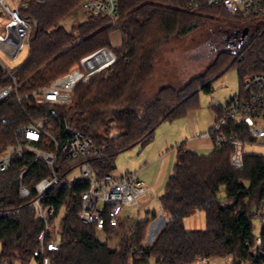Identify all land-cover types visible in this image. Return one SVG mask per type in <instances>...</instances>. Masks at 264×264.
<instances>
[{
	"label": "trees",
	"instance_id": "16d2710c",
	"mask_svg": "<svg viewBox=\"0 0 264 264\" xmlns=\"http://www.w3.org/2000/svg\"><path fill=\"white\" fill-rule=\"evenodd\" d=\"M188 1L117 0L114 18L87 13L84 20L66 29L62 20L81 0H23L25 6L19 11L31 23L29 49L13 71L17 93L2 96L1 89L10 79L0 69V153L14 142L16 128L28 124L30 118H48L56 135L66 119L102 148L104 156L95 165L101 173L110 172L117 152L149 140L162 121L185 114L189 100L199 90L210 91L209 81L225 67L226 71L237 64L240 85L246 75L262 70L263 36L253 37L256 24L253 28L239 25V55L230 64L219 63L217 57L205 72L180 87L174 80L162 78L156 89L145 94L144 84L153 78L161 45L219 16L250 17L231 16L223 7L207 6L202 0H198V8L190 10ZM115 30L121 35L119 45L110 42ZM102 46L115 53L116 61L80 83L70 102H37L29 94ZM223 132L236 135L242 144L258 142L243 122L229 120ZM212 138L215 141V136ZM233 150L230 143L208 155H198L183 143L175 147L171 172L158 197L164 224L150 243L142 240L157 216L155 211L146 218L125 221L117 231L118 243L110 246L98 238L112 234L109 228L98 231L78 218L79 197L74 192L85 186L47 191L42 202L52 204L58 218V247L50 252L51 264H191L198 256L228 254L234 264H261L262 256L252 253L249 245L254 237L253 211L264 199V154L242 151L241 164L235 166L230 157ZM27 165L24 182L31 187L50 172L42 160L32 163L31 153L13 160L8 170L0 172V207L18 208L13 219H0V263L5 259L8 264H28L43 229L34 205L25 203L19 193V173ZM196 210L204 212L205 227L188 229L184 218Z\"/></svg>",
	"mask_w": 264,
	"mask_h": 264
},
{
	"label": "built area",
	"instance_id": "2783aa9c",
	"mask_svg": "<svg viewBox=\"0 0 264 264\" xmlns=\"http://www.w3.org/2000/svg\"><path fill=\"white\" fill-rule=\"evenodd\" d=\"M200 3L198 0H189L187 7L190 10L196 9ZM202 3L207 6H221L232 15L241 13L256 19L254 36H263L264 64V0H202ZM20 6H25L23 0H13L12 5L7 0H0V19L3 20L0 23V51L8 59L16 58L25 46L29 49L31 23L21 15ZM81 7L87 13H103L114 18L117 13V0H81ZM115 61L116 55L109 47H99L82 56L67 72L29 94L37 102L67 103L80 83L109 68ZM15 67L0 55V69L10 79L1 89L2 96L17 93L18 83L13 73ZM17 99L20 100L21 97L17 95ZM229 120L243 122L251 136L264 140V66L262 70L243 78L236 95L218 104V114L206 133V136L211 138L215 136L216 149L224 143L232 144L234 151L242 146L236 135H226L223 132ZM51 127L48 118H30L28 124L16 128L14 142L7 144L0 153V172L8 170L11 162L25 153L32 154V163L42 160L50 170L47 176L35 181L33 187L24 182L25 172L30 165L25 166L19 173V193L26 199L25 203L34 205L43 222V229L37 237V246L32 252L38 264H51L50 252L58 247V218L54 214L52 204L42 202V197L47 191L55 187L85 186L74 192V195L79 197L78 218L86 225H94L98 231L109 228L113 234L125 223L123 210L128 206L137 205L138 197L148 191V187L138 178L136 172L130 171L121 175L101 173L95 162L104 156L102 148L83 131L70 126L66 119L63 121L60 135L53 133ZM74 167L79 168L78 178L70 177ZM17 213V207H0V219H13ZM254 215L259 217L260 232L253 237L249 248L252 253L262 256L261 264H264V199L253 211ZM156 217H161L162 226L164 216L161 214ZM156 217L148 224L143 243H150L154 238H149L148 234L156 223ZM220 257L198 256L193 262L209 264L211 259L219 260ZM226 257L228 264H234L231 254ZM0 264L8 262L4 259Z\"/></svg>",
	"mask_w": 264,
	"mask_h": 264
},
{
	"label": "rangeland",
	"instance_id": "374dc122",
	"mask_svg": "<svg viewBox=\"0 0 264 264\" xmlns=\"http://www.w3.org/2000/svg\"><path fill=\"white\" fill-rule=\"evenodd\" d=\"M7 2L12 5L13 0H7ZM230 15L232 16V14ZM86 16L87 12L83 10L80 4L65 16L62 20V25L66 29H71L74 24L84 20ZM1 21L3 20L0 19V23ZM255 23L256 19L253 17L237 18L219 16L217 19L210 20L186 36L172 39L161 45L159 53L156 56L157 58L154 66L153 78L144 84L145 94H150L154 89H156L157 84L160 83L159 79L162 80V78L172 79L174 80L173 84L180 87L187 80L205 72L208 66L214 62L217 57L219 63L229 61L228 64H230L239 55V52H236V43L238 42L239 37V32L237 31L238 26L248 24L253 28ZM1 26L2 24H0V31ZM114 32L116 33V31ZM253 37H255L254 33ZM250 41L251 40L249 39L247 43ZM234 52H236L235 55H232ZM27 54L28 46H25L20 54L14 59H8L4 53L0 51V55L13 66L20 64ZM238 72V66L237 64H234L230 66L222 75H216L213 77L209 81L211 83V90L208 92L199 90L197 95L193 96L189 100L188 109L195 110L197 115L204 119L206 112H212L213 104L218 105L223 103L238 93L240 88V78ZM212 73L214 75L218 72ZM193 104H197V106H192ZM160 129L163 130V126H160L158 131ZM151 143L152 141L150 139L145 142H139L129 149L127 148L117 152L112 160L113 168L110 170L112 174L121 175L128 170L132 172L138 170L139 174H136L138 178L143 180L147 186H150V190L147 193L138 197L137 205L128 206L123 210L125 221H132L137 218H146L151 211H155L157 216L161 215L159 214L160 208L158 197L163 191L167 177L171 172L175 153H172V157L169 160V165L167 167L166 164L164 166V158L152 165L148 163L147 168L144 171H140L139 168L144 167V161L147 162L148 159L152 157L151 154L154 153L153 146H150ZM171 151H173V149H169L168 152ZM242 151L243 153L264 154V141L242 144ZM234 158L235 160H238V152H235ZM73 176L77 178L80 177L78 167H74L70 173V177L72 178ZM196 211V215L191 217L186 216L184 218V224L188 229L196 230L203 229L205 227L204 212L202 210ZM155 221L156 223L153 224V227L151 226L152 230L148 234L149 238L155 236L157 230L161 226V217H156ZM252 223L253 234L254 236H257L260 232L259 217L254 215ZM147 230L148 226L146 232ZM145 237L146 234L144 238ZM98 238L102 241L107 240L110 246H114L118 243L119 235L117 233H112L108 236L101 234ZM28 264L38 263L36 258L32 257ZM191 264L195 263L192 262ZM209 264H228L227 257H220L219 260L211 259Z\"/></svg>",
	"mask_w": 264,
	"mask_h": 264
},
{
	"label": "crops",
	"instance_id": "0c3cea01",
	"mask_svg": "<svg viewBox=\"0 0 264 264\" xmlns=\"http://www.w3.org/2000/svg\"><path fill=\"white\" fill-rule=\"evenodd\" d=\"M110 34V42L112 45H119L121 43L120 33L115 30ZM226 67L218 73V75H222L225 72ZM212 112L205 113V118L202 119L201 116L197 115V112L193 109H188L185 114L180 117L174 118L172 120L162 121L156 128L154 129L153 135L150 138L152 143L150 146H153L154 153L151 154V158L148 159L147 162L144 161V167H140V171H144L147 168L148 163L151 165L159 160L165 158L166 167L169 165V160L172 157V153H175V147L183 143L188 149L192 150L198 155H208L214 150V140L213 138L206 136V133L210 130L214 119L218 114V105H212ZM163 126V130H159V127ZM263 142L264 140H258ZM139 143V142H137ZM133 144L132 146L136 145ZM131 146V147H132ZM129 147V148H131ZM128 148V149H129ZM169 149H173V151L168 152ZM167 152V153H166ZM238 152V161L235 160L234 154ZM170 153V154H169ZM241 156H242V146L239 147L236 151L231 152V162L235 166H239L241 164ZM167 157V158H166ZM165 167V169H166ZM125 172H130L125 171ZM136 174H139V171L135 170ZM146 185V183H145ZM147 186V185H146ZM148 187V191L150 190V186ZM147 191V192H148ZM145 192V193H147ZM197 214V211H192L188 216H194ZM200 214V213H198Z\"/></svg>",
	"mask_w": 264,
	"mask_h": 264
},
{
	"label": "bare ground",
	"instance_id": "6f19581e",
	"mask_svg": "<svg viewBox=\"0 0 264 264\" xmlns=\"http://www.w3.org/2000/svg\"><path fill=\"white\" fill-rule=\"evenodd\" d=\"M253 217V216H252Z\"/></svg>",
	"mask_w": 264,
	"mask_h": 264
}]
</instances>
